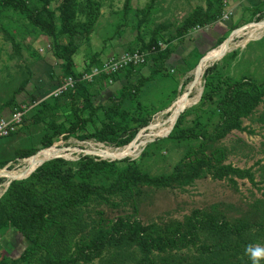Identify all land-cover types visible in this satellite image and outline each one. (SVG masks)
<instances>
[{"label":"trees","instance_id":"obj_1","mask_svg":"<svg viewBox=\"0 0 264 264\" xmlns=\"http://www.w3.org/2000/svg\"><path fill=\"white\" fill-rule=\"evenodd\" d=\"M131 1L123 0L116 29L109 38H119L127 27L135 32V37L122 51L147 53L145 60L138 64L130 63L109 75L100 73L91 81H77L72 89L67 88L57 96H29L25 106L28 110L23 114L22 123L27 116L32 119V124L42 123L39 146L13 148L11 156L0 158V168L10 160L28 158L39 149L45 148L40 152L51 148L59 150L56 146H49L60 136L64 139H94L117 147L128 145L140 128L151 120L153 109L149 110L151 105L143 103L148 96L146 92L162 83L163 79H175L166 65L173 47L166 45L162 48V42L182 41L196 27L217 22L225 25L228 31L237 29L251 22L255 14H258L257 19L264 14V0H261L248 8L252 17L242 24L241 19L234 21L232 12L229 13L231 24L228 25L221 23L228 2L205 0L204 8L193 9L181 18L174 33L166 36L169 25L163 22L148 30L155 0L143 9H134ZM51 2L56 4L51 7ZM100 7L101 0H0V29L16 53L20 51V44L12 37L14 31L8 26V22L15 21L14 18L21 20L26 33L46 35L52 43V55L60 59L59 78H79L82 73L74 70L73 54L80 41L95 30ZM129 12L131 15L128 17ZM225 38V34L218 37L213 47H219ZM228 55L233 58L236 52ZM106 58L93 55L84 72L99 66ZM208 61L211 59L205 61L203 69ZM186 64L184 73L193 69L197 61L190 63L191 66ZM203 79V92L197 104L191 107L195 113L192 125L184 124L187 112L184 110L178 117L177 112L168 122L172 127L176 120L171 131L166 129L153 135L163 137L169 133L157 140L168 139L177 143L197 140L200 143L193 158L181 159L170 174L151 175L140 168L138 160H110L83 155L76 161L62 157L46 159L36 168L29 167L21 172L20 176H23L35 168L27 177L12 179L0 194V234L11 231L24 241L25 247L12 259L0 249V264H92L103 259L104 253L114 248L122 251L126 247H135L139 253L135 264H169L157 262V259L161 261V255L181 251L193 253L190 261L184 264H251L244 255V249L250 243H264V202L259 207L261 219L254 222L229 220L221 212L196 208L182 222L143 224L137 218L116 216L106 226L93 228L88 236L84 233L90 225L86 208L91 201H107L115 195L129 198L141 186H183L205 175L213 179H228L232 185L236 184V179H246L255 185L251 167L239 168L230 162L223 163V149L215 150L212 157L204 154L202 145L215 143L232 131L245 130L242 120L250 117L260 103L264 104V79L261 82L246 76L233 79L227 73H221L217 63L205 69ZM28 81L29 78L16 87L5 102L15 106L11 112L20 109L14 95L21 92ZM116 83L120 87L104 96L107 87ZM176 92L174 88L172 99ZM30 110L33 115H27ZM85 111L86 117L82 116ZM203 115L216 118L210 130L201 120ZM93 116L97 118V124L92 122ZM262 116L260 120L264 121V113ZM89 122H92L91 131L86 130ZM16 132L10 135H16ZM152 143L143 147L140 159L146 156ZM190 153L187 152L185 157ZM125 157H134V150ZM120 255L121 252L115 251L110 258L103 259L104 264H125ZM180 262L175 264H182L185 258Z\"/></svg>","mask_w":264,"mask_h":264},{"label":"rangeland","instance_id":"obj_2","mask_svg":"<svg viewBox=\"0 0 264 264\" xmlns=\"http://www.w3.org/2000/svg\"><path fill=\"white\" fill-rule=\"evenodd\" d=\"M149 2L151 0H132L131 6L134 9H143L149 5ZM154 2L155 10L152 13V22L149 24L148 30L163 22L169 25L165 31L166 36L174 33L181 18L188 15L193 9L205 7V0H155ZM54 4L56 2H51L50 6L52 7ZM122 8L123 0H101L95 30L85 40L80 41L77 51L73 54L76 72H84L90 66L93 55L118 56L128 42L135 37V32L125 27L122 36L109 38L116 29L115 23L119 19L118 12ZM232 10L234 9H227L226 12H232V15ZM244 11L242 13L244 20L241 19L240 24L243 21L246 22L245 19L250 16L252 17L251 9ZM130 15L129 12L128 17ZM257 16L258 14H255L251 18V22L247 23L248 25L244 24L247 25L245 28L234 31L231 39L228 42H221L217 48L213 47L216 39L224 34L227 38L235 28L228 31L225 25L217 22L196 27L182 41L172 39L167 44L161 43L162 48L166 45L173 47L172 55L166 61V65L175 79L173 81L163 79L162 83L149 88L146 92L148 96L145 97L143 103L151 105L149 110L153 109V114L148 125L140 128L131 144L117 147L94 139L79 140L74 137L64 139L60 136L52 145L59 150L51 148L45 152H38L32 157L13 159L0 168L2 169L0 170V178L2 179L0 194L3 193L9 178L20 176L21 172L27 168L36 167L42 160L54 156L62 157L68 161H76L83 155L110 160H113L111 158H128L138 160L140 168L151 175L170 174L173 166L181 159L193 158V153L200 147V143L197 140L180 143L168 139L157 140L166 136L153 135L160 134L166 129L171 130L168 122L177 112L184 110H187L184 124L186 126L192 125L191 120L195 117V113L191 107L197 104L203 92L205 69L212 66L213 63H217L220 72L227 73L233 79L242 76L251 78L256 82H261L264 79V39H262L264 36V14L261 15L260 19H257ZM14 19L13 23L8 22V26L14 31L12 37L19 41V53H16L11 42L5 38L0 29V116L2 114L7 115L15 107L5 104V102H8L14 89L26 79L29 78L27 86L14 95L15 101L20 107L26 106L29 96L34 95L40 81H42L39 83L41 87L40 98L46 96L49 90L48 84L53 83L55 79L58 80L57 85L62 81L59 78L60 75H57L60 59L54 57L50 51L52 47L50 38L44 34L26 33V30L21 26V20ZM131 22L134 23V19H131ZM221 23L231 24L228 17H224ZM232 51L236 52V55L230 58L228 53ZM114 53L118 54L115 55ZM203 55L205 57L197 66ZM207 59H211V61H208L203 69ZM196 61L197 64L194 65V68L184 73L187 67L186 63L194 64ZM33 77L35 78L33 79ZM37 80L39 82L36 84ZM119 87L120 84L118 83L112 84L107 87L104 96L113 93ZM174 88L177 92L172 99ZM262 113H264V104L260 103L250 117L242 120L244 131H232L225 138L215 143L202 145L204 154L212 157L215 150L223 149L225 152L223 163L230 162L231 165L239 168L251 167L255 185L246 179H236V184L232 185L228 179H213L211 176L205 175L188 185L159 188L145 185L135 190V194L129 198L115 195L110 196L107 201L93 200L86 208L87 221L90 222V225L84 232L85 235L88 236L93 228L106 226L116 216L137 218L143 224L155 222L163 225L172 221L182 222L196 208L221 212L229 220L259 221L261 219L259 218V207L264 202V121L260 120L261 117L263 118ZM31 114L33 115L32 110L27 113V115ZM86 115L87 112L85 111L82 116L86 117ZM92 120L95 124L98 123L95 116ZM201 120L207 123V128L210 130L216 118L203 115ZM92 122L87 124L86 130H92ZM162 124H166L165 127H161ZM42 126V123L32 124V119L27 116L24 124L22 123L17 129L16 135L0 138V142L6 141L5 144L0 145V158L11 156L13 148L38 147ZM81 133L83 131L79 134ZM148 143H152V145L149 146L146 156L140 159L139 154ZM133 150L134 157H125ZM189 151H191L190 156L185 157ZM259 245L264 246V243ZM24 247V241L12 234L11 231L0 234V249L10 255L11 259L16 258ZM115 251L121 252L120 259L125 264H135V261L140 257L135 247H126L122 251L114 248L104 253L103 259L110 258ZM191 255L193 253L188 251L163 254L161 255L163 259L161 261L157 259V262L175 264V262H183L185 258V262H180L184 264L190 261ZM103 259L95 260L92 264H104ZM31 264H35V262Z\"/></svg>","mask_w":264,"mask_h":264},{"label":"built area","instance_id":"obj_3","mask_svg":"<svg viewBox=\"0 0 264 264\" xmlns=\"http://www.w3.org/2000/svg\"><path fill=\"white\" fill-rule=\"evenodd\" d=\"M228 14L229 13L225 12L223 14V18L228 17ZM151 51H153V48ZM146 55L147 53L138 51H134L132 53L124 51L118 56L112 55L106 58L99 66H93L89 71L82 72L79 78H74L71 76L64 77L60 84L50 90L43 98L47 96H57L62 91L70 87L72 89L77 81H91L94 76L99 75L100 73H106L109 75L122 69L124 66H127L130 63H142L145 60ZM27 110L28 108L21 106L20 109H15L12 111L9 117H0V138L6 137L17 130V128L22 123L23 114H25Z\"/></svg>","mask_w":264,"mask_h":264},{"label":"crops","instance_id":"obj_4","mask_svg":"<svg viewBox=\"0 0 264 264\" xmlns=\"http://www.w3.org/2000/svg\"><path fill=\"white\" fill-rule=\"evenodd\" d=\"M260 1L261 0H228L227 1L228 2V9H234V10H232L233 11L232 19H234V21L235 20L238 21V20L242 19V16H243L242 13L245 12L244 10H246V9L252 7V6L257 5ZM34 78L35 77H33V79ZM38 82H39V80H37L35 83L37 84ZM40 82L42 83V81H40ZM57 82H58V80L55 79L53 81V83L48 84V86H47V88H49L48 92L50 90H52L53 88H55V86L57 85ZM39 83L37 84V90L34 91V94H40L41 87H40V84ZM38 87H40V88H38ZM44 87H42V88H44ZM10 114H11V111L7 115L2 114L0 117H9ZM5 142L6 141H1L0 142V145L5 144Z\"/></svg>","mask_w":264,"mask_h":264},{"label":"clouds","instance_id":"obj_5","mask_svg":"<svg viewBox=\"0 0 264 264\" xmlns=\"http://www.w3.org/2000/svg\"><path fill=\"white\" fill-rule=\"evenodd\" d=\"M244 255L249 258L251 264H261V261H264V246L250 243L245 246Z\"/></svg>","mask_w":264,"mask_h":264},{"label":"water","instance_id":"obj_6","mask_svg":"<svg viewBox=\"0 0 264 264\" xmlns=\"http://www.w3.org/2000/svg\"><path fill=\"white\" fill-rule=\"evenodd\" d=\"M247 25H248V24H247ZM247 25H244V26H242L241 28H238V29H236V30L234 29V30L232 31V33H231L227 38H225V40H223L222 42H225V41L228 42V40L231 39L232 34L234 33V31L236 32L237 30H241V29L245 28V26H247ZM207 52H208V51H207ZM207 52H206V53H207ZM206 53H205V54H206ZM222 56H223V55H222ZM204 57H205V55H203V56L200 58L199 62H200ZM199 62H198V64H197V66L199 65ZM197 66H196V67H197ZM201 92H202V91H201ZM181 112H182V111H181ZM181 112H180V113H181ZM180 113L177 115V117L180 115ZM176 119H177V118H176ZM175 121H176V120H175ZM175 121H174V123H175ZM174 123H173V125H174ZM173 125H172L171 129L173 128ZM170 131H171V130H170ZM170 131H169V132H170ZM167 135H168V134H166L165 136H167ZM134 140H135V138H134L129 144H131ZM152 140H153V139H152ZM150 141H151V140H150ZM129 144H128V145H129ZM52 145H53V143H52L50 146H52ZM46 148H47V147H46ZM43 149H45V148H43ZM43 149L38 150L34 155H36L39 151H41V150H43ZM34 155H32V156H34ZM32 156H30V157H32ZM54 157H55V156H54ZM50 158H53V157H50ZM50 158H47V159H50ZM111 159H114V158H111ZM44 160H46V159H44ZM44 160H42L38 165H40ZM38 165H37V166H38ZM37 166H36V167H37ZM36 167H35V168H36ZM35 168H34V169H35ZM34 169H33V170H34ZM0 170H2V169H0ZM33 170H32V171H33ZM32 171H31V172H32ZM31 172H29L28 174H25V175H23V176H16V177L12 176V177L9 178V180L7 181V184H6L5 189L7 188L8 184L10 183V181H11L12 179L15 180V179H22V178H25V177H27ZM5 189H4V190H5Z\"/></svg>","mask_w":264,"mask_h":264},{"label":"bare ground","instance_id":"obj_7","mask_svg":"<svg viewBox=\"0 0 264 264\" xmlns=\"http://www.w3.org/2000/svg\"><path fill=\"white\" fill-rule=\"evenodd\" d=\"M213 49V48H212ZM200 63V62H199ZM40 152V151H39Z\"/></svg>","mask_w":264,"mask_h":264}]
</instances>
